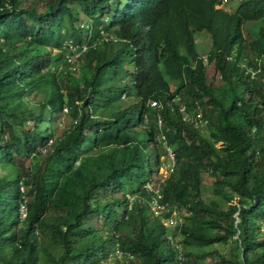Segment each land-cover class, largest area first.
<instances>
[{
    "label": "trees",
    "instance_id": "trees-1",
    "mask_svg": "<svg viewBox=\"0 0 264 264\" xmlns=\"http://www.w3.org/2000/svg\"><path fill=\"white\" fill-rule=\"evenodd\" d=\"M220 2L0 0V264H264V0Z\"/></svg>",
    "mask_w": 264,
    "mask_h": 264
},
{
    "label": "rangeland",
    "instance_id": "rangeland-1",
    "mask_svg": "<svg viewBox=\"0 0 264 264\" xmlns=\"http://www.w3.org/2000/svg\"><path fill=\"white\" fill-rule=\"evenodd\" d=\"M237 3H238V0H223L221 2V6L224 9H226L228 11H231L237 5ZM215 6H220V4H217ZM84 17L85 16L81 15L80 18H84ZM256 25H257L256 21H249V22L243 24L242 33H243V36L245 37V39L256 36ZM91 34H94V32L92 31ZM204 38L205 37L203 35H201V34H197V33L194 34L195 41L199 40L205 45V44H207V42H206V40H204ZM203 44L201 45L202 48L200 50L203 49ZM121 102L124 105L128 104L125 101H121ZM45 115H46V113H44L43 116H45ZM27 123L30 124L31 121L29 120V121H27ZM44 125H45V120H43L42 123L40 124V128H43ZM215 145L218 146L219 142L215 143ZM64 153L67 154V155H72L74 153V150L73 149H69L67 151H64ZM165 159H170L169 153L160 155L159 160H162V162L157 167V173L153 177L152 183H156V182H158V181H160V180H162L163 178L166 177L167 172H166L165 166H166V164L168 162ZM210 180H211V177L208 174L202 173L200 182H201V190H202L203 197H206L208 195L209 191H210L209 190ZM153 208H154V206H152V209ZM100 222H101V220L99 219V217L95 213H92V214L88 215L85 218V224L88 225V226H96L97 223H100ZM262 227L264 228V226H262ZM38 246H39V248L44 247L47 250H49L50 252H55V251H57V246L58 245L57 244H52L51 242H49L47 240L46 237H44V238L40 239ZM228 246H229L228 244L216 243V244H213L211 246H205L203 249H205V248L206 249L215 248V249H217V250H219L221 252H224V253L228 254V251H229ZM182 264H187V263H182Z\"/></svg>",
    "mask_w": 264,
    "mask_h": 264
},
{
    "label": "clouds",
    "instance_id": "clouds-1",
    "mask_svg": "<svg viewBox=\"0 0 264 264\" xmlns=\"http://www.w3.org/2000/svg\"><path fill=\"white\" fill-rule=\"evenodd\" d=\"M217 4H220L221 5V2L220 3H217ZM217 4H215V5H217ZM101 34L103 35V37L105 38V39H109V38H111V35H107V34H103L102 32H101ZM114 39V38H113ZM66 43V45H67V48L70 50V52L69 51H66L65 52V57L68 59V60H70L73 56H75V55H77V54H79L80 53V50H77L76 49V47L74 46V45H72L71 44V42H69V41H67V42H65ZM84 48V47H83ZM82 48V49H83ZM152 103V102H151ZM165 148L167 149V154L169 153V152H171V149L168 147V146H165ZM172 153V152H171ZM172 157H173V154H172ZM172 160V161H171ZM168 163L166 164V166H165V169H166V172H167V174H168V172L169 171H171L172 170V167H171V170H169V168H168V164L170 163V162H172V165H173V158L172 159H169L168 161H167ZM161 164V163H160ZM153 191H156V187H154V189H153ZM153 206H154V211L156 212V213H158V214H160V208L162 207L161 205H154L153 204ZM171 213H173L172 214V216H170V217H166V218H163L162 219V222L163 223H165V222H167V220L168 219H172V220H174V210L173 209H171ZM177 220H179L178 218H176ZM170 224V223H169ZM170 225H173V224H170Z\"/></svg>",
    "mask_w": 264,
    "mask_h": 264
},
{
    "label": "built area",
    "instance_id": "built-area-1",
    "mask_svg": "<svg viewBox=\"0 0 264 264\" xmlns=\"http://www.w3.org/2000/svg\"><path fill=\"white\" fill-rule=\"evenodd\" d=\"M222 1H223V0H221V2H222ZM253 74H254V70H251V71H250V76H252ZM65 109H66V108L63 107V110H65ZM181 109H183V107H181L180 110H181ZM169 155H170V159H172V153H171V152H169ZM171 161H172V160H171ZM171 167H172V162H170V163L168 164V168H169V170H171ZM25 212H26L25 203L22 202V203H20V205H19V217H20V218H23ZM167 222L170 223V224H173V223H174V220H172V219H168ZM36 232H37V231H35V233H36Z\"/></svg>",
    "mask_w": 264,
    "mask_h": 264
},
{
    "label": "crops",
    "instance_id": "crops-1",
    "mask_svg": "<svg viewBox=\"0 0 264 264\" xmlns=\"http://www.w3.org/2000/svg\"><path fill=\"white\" fill-rule=\"evenodd\" d=\"M244 70H245V72H248L249 75H250V71H251V70H254V72H255L257 69H253V68L247 67V68L244 69ZM198 114H199V113H197V114L195 115L196 118L198 117ZM185 115H186L185 112H183V113H182V118H183V119H187V117H186ZM196 121L199 122V121H200L199 118L196 119ZM20 219H21V218H20Z\"/></svg>",
    "mask_w": 264,
    "mask_h": 264
}]
</instances>
